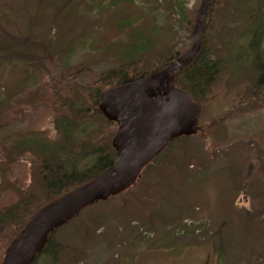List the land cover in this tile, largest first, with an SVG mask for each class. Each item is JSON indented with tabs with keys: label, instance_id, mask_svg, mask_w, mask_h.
<instances>
[{
	"label": "rangeland",
	"instance_id": "1",
	"mask_svg": "<svg viewBox=\"0 0 264 264\" xmlns=\"http://www.w3.org/2000/svg\"><path fill=\"white\" fill-rule=\"evenodd\" d=\"M201 1L0 0V145L54 141L57 95L75 98L126 62L189 51ZM211 1L205 35L220 68L198 99V133L170 141L130 188L60 226L54 253L33 264H264V87L255 90L245 61L264 0ZM82 128L81 139L98 140L116 125ZM25 144L12 152L27 159L0 165V209L31 182Z\"/></svg>",
	"mask_w": 264,
	"mask_h": 264
},
{
	"label": "trees",
	"instance_id": "2",
	"mask_svg": "<svg viewBox=\"0 0 264 264\" xmlns=\"http://www.w3.org/2000/svg\"><path fill=\"white\" fill-rule=\"evenodd\" d=\"M212 11V1L209 0L206 10L207 20L200 30V47L195 58L190 63L184 65L181 70L169 75L174 85L184 90L191 100L196 103L212 87L220 68V59L213 57L205 35L208 24L211 21ZM263 28L261 25L254 28L249 33L247 37L249 42L245 46V53L247 55L245 61H248L256 72L255 83L253 84V87L256 88L255 90L264 87V51L259 49L262 36L264 35ZM185 53L170 54L169 57L163 58L153 66L147 61L144 62L143 59L129 61L103 75L90 87L84 88L83 94L81 93L75 98L70 97V95L66 97L57 95L58 101L52 107L55 111L53 123L57 134L54 141H42L40 135L39 137L28 139V144L13 142L10 143L8 148L4 144L0 145V165L4 164L3 160H16V157L19 156L27 159V153H24V151H21L22 155L14 156L12 149L16 146L25 144V146L19 147V149L24 150V147H26L32 153L29 158L31 164L30 184L24 191H21L22 193L18 195L16 201L0 209V234L6 232L7 229L10 231L6 236V245L40 207L90 181L114 163L115 151L111 145V141L115 130H106V133L98 140L81 139L82 126L88 124L91 119H103L109 126L116 125L114 122L107 120L98 109V100L101 92L117 85L135 81L150 72L156 74ZM172 58L175 59L171 61ZM55 92L59 93L60 90L57 89ZM57 229L49 233L41 251L36 254L31 264L43 253H54L51 239Z\"/></svg>",
	"mask_w": 264,
	"mask_h": 264
},
{
	"label": "water",
	"instance_id": "3",
	"mask_svg": "<svg viewBox=\"0 0 264 264\" xmlns=\"http://www.w3.org/2000/svg\"><path fill=\"white\" fill-rule=\"evenodd\" d=\"M209 0L196 12L193 45L160 72L101 92L98 109L116 124L111 141L115 161L90 181L40 207L5 247L1 264H31L49 233L66 224L87 206L129 188L141 170L166 145L197 133L198 104L169 77L192 61L200 47V30Z\"/></svg>",
	"mask_w": 264,
	"mask_h": 264
},
{
	"label": "crops",
	"instance_id": "4",
	"mask_svg": "<svg viewBox=\"0 0 264 264\" xmlns=\"http://www.w3.org/2000/svg\"><path fill=\"white\" fill-rule=\"evenodd\" d=\"M160 243V241L157 242V244L155 246H157L158 244ZM148 247V246H146ZM145 249V246L144 247H141V250H144ZM146 250V249H145Z\"/></svg>",
	"mask_w": 264,
	"mask_h": 264
}]
</instances>
